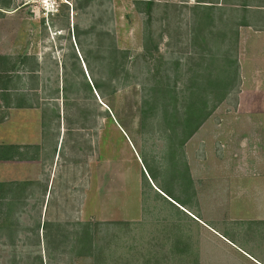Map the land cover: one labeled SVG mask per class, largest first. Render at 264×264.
I'll use <instances>...</instances> for the list:
<instances>
[{"label":"rangeland","instance_id":"1","mask_svg":"<svg viewBox=\"0 0 264 264\" xmlns=\"http://www.w3.org/2000/svg\"><path fill=\"white\" fill-rule=\"evenodd\" d=\"M55 1L10 0L0 8V55L27 54L39 63V82L18 71L16 87L25 92L31 108L14 109L0 90V145L19 147L14 159L0 161V183L5 185L0 264H92L95 260L77 241L83 234L79 224L88 221L96 226L91 229L93 243L102 247V261L96 264L198 263L201 251L209 253L217 245L199 220L229 233L232 211L264 212V178L255 179L264 174V0H251L254 7L246 13L233 0L220 1L214 21L206 19L208 9L195 8L198 2L216 0H153L149 25L138 0ZM243 15L248 26L237 28L235 46L233 32ZM75 25L102 33V43L81 35L89 55H103L114 44L128 56L120 78L113 81L93 58L94 76L105 82L103 97L94 91L93 100L85 98L82 78L77 75L76 83L67 76L71 91L63 105L62 93L55 91L65 84L64 70L73 62L70 44L92 84L74 46ZM223 48L236 55L240 79L209 110L177 158L175 167H187L192 180L193 194L186 196L187 178L185 192L171 180L161 110L142 122V96L155 86L171 89L181 108L186 87L196 86L195 76L197 87L205 88L208 60L201 58L227 55ZM216 66H210L211 77ZM58 109L64 113L61 119ZM142 158L159 177V171L164 173L172 197L186 204L159 189L160 178L154 184ZM242 225L247 238L258 228ZM223 256L219 253V262L225 264Z\"/></svg>","mask_w":264,"mask_h":264},{"label":"trees","instance_id":"2","mask_svg":"<svg viewBox=\"0 0 264 264\" xmlns=\"http://www.w3.org/2000/svg\"><path fill=\"white\" fill-rule=\"evenodd\" d=\"M136 4H139L142 7V11L145 14V23L147 25L151 24L153 20L152 11L154 6L153 0H138L135 1ZM202 4H197L198 9L199 6L205 9H208L206 19H209L210 21H214V9H217V4L220 3L218 0L216 1H202ZM204 2L210 3L209 5L204 4ZM234 5L240 6L243 10V12H247L250 7H254V4L250 2V0H233L231 2ZM10 4V0H0V8L8 7ZM207 6V7H206ZM250 11V10H249ZM248 26L246 17H242V19L238 22H236V27L233 32V41L234 45L237 46V40H238V27L239 26ZM78 25H75L74 28V46L78 47L79 51L82 53V60H84L86 67L88 68L90 75L92 77V84H90L88 81L85 80L84 72L82 70V67L80 66L77 53L75 52L74 47L72 44L70 46L72 47L70 57L73 59L72 65L70 67V70H64V82L63 86L56 90L55 93H62L63 98V105H66L68 102V91H71V88L69 89V86L66 84L69 79H67V76L71 79L74 77L77 81V75L81 77L82 79L81 84L83 85V92L85 94V98H90L91 100L94 99V91L100 95V97H103L104 91V83L101 82L99 79H97L94 76V71L92 68V60H98L101 62V66L110 73L111 77L108 79V81H113L115 79H119V74L124 71V65H125V58L128 56L126 50H119L115 47V45L107 46L104 50L106 53L103 55H100L98 52L94 55H89V52H85L83 48V44L81 41V35H89L90 37H95L97 40L102 43V33L100 31L92 32L94 28H86V29H80L77 27ZM222 36H225L223 34ZM70 37V36H68ZM76 38V39H75ZM233 46V45H232ZM221 50V48H219ZM223 50L227 51V55L221 54L218 57H212L211 60L207 58H201V60L204 62V60H208V66L204 70L203 78L206 80L205 88L197 87L199 85L197 83V76L194 77V82L196 83V86H190L186 87L185 91L187 92L186 99L187 101H184L182 105L179 108L177 105L178 97L175 95V92L171 89H157V87H151L147 88V91L144 92L142 96L141 101V120L144 122L145 119H148L155 115L158 110H161L162 118L165 124V138L168 141V154L167 157L169 159V162L171 164L170 171H171V180H174V183L177 182L180 187H183L184 190V178H187L186 185H187V192L184 190L186 196L192 195V180L190 177L187 176L188 169L185 167L184 171L180 170L178 167H175L178 163L177 158L179 154L183 153L184 146L186 142L192 137V135L197 131V129L200 127V125L203 123V121L210 115L209 110H212L218 103H220L225 96L237 85V82L240 79V73H239V63L237 61L236 55H229V51L227 49ZM232 50L235 52L236 47H232ZM119 54V55H118ZM94 56V57H93ZM109 56V57H107ZM79 59V60H78ZM218 59V61H217ZM97 61V62H98ZM217 61V66L216 62ZM212 66L217 67V72L214 74V76H210L212 73V70L210 69ZM66 67V65H65ZM39 68V63L36 60L34 56H30L27 54L22 55H16V56H8V55H0V90L3 93L4 98L7 101V104L9 103L11 107L15 108H31L32 103H30V100L26 98V94L23 91H19L16 87L17 82L21 80V75L18 74V71L22 69L24 72L27 73V76L30 75L31 79H37L36 81L39 82V75L36 73V71ZM201 78V75H199ZM73 80V79H72ZM70 86L73 85L69 83ZM196 87V88H195ZM208 87H212L213 89H209ZM61 90V91H60ZM185 92V93H186ZM212 94V96H211ZM168 96H170L168 98ZM50 97V96H49ZM188 97V98H187ZM54 98V97H51ZM58 99V98H57ZM175 102L172 104V102ZM208 102H211L212 105L209 108ZM64 113H60L59 109L56 113L57 119H61L63 117ZM65 117V115H64ZM18 146L11 145V144H1L0 145V161H9L14 159L18 154ZM142 164L144 168L146 169L150 179L154 182V184H157V179L160 178L161 180L164 179V173L162 171H159L160 177L158 175L157 171H153L149 164L147 163L145 158H142ZM178 165V164H177ZM168 171V170H167ZM182 177L181 179H179ZM165 182H163L161 185L158 186L159 189H161L166 195L173 198V191L171 188H167V186L164 185ZM178 184L175 183V185L178 186ZM4 187L5 185L3 183H0V199L3 198L4 194ZM171 194V195H170ZM5 197V196H4ZM176 197V196H175ZM174 199V198H173ZM177 199V197H176ZM174 199L179 204H186L185 201H180ZM2 202V200H0ZM13 206V205H12ZM94 223L88 221V222H82L79 224V229L83 230V234L80 233L79 239L77 240L81 244V249L85 250L88 255L92 257L95 260L92 264H96L97 259H100V262L102 261L103 256L102 255V247H97L93 243L92 235H91V229L96 228V226L93 225ZM103 222H96V225L100 226L103 225ZM112 225L117 226L122 225V223H116ZM110 225V224H108ZM44 227L47 228V224L44 225ZM80 231V230H78ZM80 247V246H79ZM101 249V251H100ZM77 255V252L75 253ZM80 254V251H79ZM78 254V255H79ZM95 257V258H94Z\"/></svg>","mask_w":264,"mask_h":264},{"label":"crops","instance_id":"3","mask_svg":"<svg viewBox=\"0 0 264 264\" xmlns=\"http://www.w3.org/2000/svg\"><path fill=\"white\" fill-rule=\"evenodd\" d=\"M220 1L223 0H219V2ZM250 2L252 3L251 0ZM198 3L202 4L203 2ZM259 170L260 169H257V171ZM262 177L264 178V174L256 176L255 179ZM232 215L235 220L234 218H230L232 220V223L227 224V226L230 227L229 233L226 230L225 232L219 229L218 227H212V223L207 224L196 218L197 220H199L200 223L206 225L208 232L211 234L210 238L214 243L217 244L214 246H210V250L207 251L209 253L201 251L196 257L198 262L196 264H223L219 262L221 259V257H219V253L224 255V258L225 256H227V259H225V264H247L245 260H248L249 264H264V212L256 213V215L251 213H248V215H242L239 214V212L232 211ZM243 222H246L250 226V228L252 226H258V228L251 230V234H253L257 238H251V234L247 238L248 233L247 235L241 233L245 232V230L240 229L241 226H243ZM257 222H262V224H259ZM219 242H221L226 248H221V244ZM214 256L217 257V259L215 261H212Z\"/></svg>","mask_w":264,"mask_h":264},{"label":"clouds","instance_id":"4","mask_svg":"<svg viewBox=\"0 0 264 264\" xmlns=\"http://www.w3.org/2000/svg\"><path fill=\"white\" fill-rule=\"evenodd\" d=\"M54 3L57 4V2L55 0H54ZM57 6H59V4Z\"/></svg>","mask_w":264,"mask_h":264}]
</instances>
